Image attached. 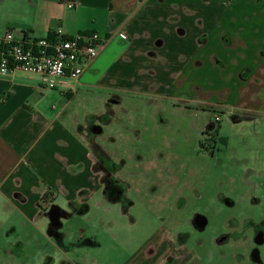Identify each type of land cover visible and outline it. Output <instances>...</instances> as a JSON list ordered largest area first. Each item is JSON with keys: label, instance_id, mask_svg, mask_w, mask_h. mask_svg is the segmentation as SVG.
Segmentation results:
<instances>
[{"label": "crops", "instance_id": "1", "mask_svg": "<svg viewBox=\"0 0 264 264\" xmlns=\"http://www.w3.org/2000/svg\"><path fill=\"white\" fill-rule=\"evenodd\" d=\"M72 1V8L63 0L8 2L16 12L0 28L45 37L60 25L67 36L95 31L105 38L78 79L64 78L55 89L21 70L0 75V264H209L206 253L229 240L217 233L191 243L180 228L186 219L181 208L174 223L152 212L148 196L180 205L185 185L160 189L152 182L142 161L163 155L153 147L109 148L116 136L128 135L122 129L111 135V127L131 123L127 113L115 123L110 104L140 109L134 136L155 135L169 107L206 112L219 104L232 118L234 110L263 108L264 0ZM88 92H96L102 110L79 117L71 108ZM93 125L101 131L93 133ZM110 160L119 164L115 172ZM137 203L154 214L148 238L122 261H88L87 248L100 245L90 228L92 208L101 207L94 221L111 233L122 218L135 220Z\"/></svg>", "mask_w": 264, "mask_h": 264}, {"label": "rangeland", "instance_id": "2", "mask_svg": "<svg viewBox=\"0 0 264 264\" xmlns=\"http://www.w3.org/2000/svg\"><path fill=\"white\" fill-rule=\"evenodd\" d=\"M11 1L14 0H0L1 29H3L5 20L16 12L12 10L13 3L7 4ZM260 94L261 98H264L262 92L258 95ZM116 99V96L112 98V102H115ZM111 104L110 113L115 118V123L118 117L120 118V115L125 113H127L131 123L125 122L123 127H118L116 123L113 128L111 127V135H118L121 129L128 135H125L122 140L116 139V136V144H109V148L132 151V148L136 147V150L138 148V150L144 151L149 147H153L155 151L163 154L157 156L158 169L161 170V173L168 174L170 169L173 168V171L169 172L172 174L169 177L171 178L170 182L174 184L183 182L185 185L186 198L184 203L180 205L159 204L153 197L151 198L152 195L148 196L152 212L160 214L161 218L167 223L175 222L176 211H179L180 208L184 213V217L188 218V222L191 219L193 210L205 214L208 223L202 232H196L197 230L186 222L181 224L180 228L190 233L191 243L199 240L205 241L219 231L229 234L227 244H222L218 249L216 248L213 255L207 252L205 246H202L203 248L200 250L202 254L207 252L205 257L208 259L209 264H251V242L247 243V239L243 241L240 233L244 232L250 235H247L248 238L251 237L252 233L249 228H243L245 223H250L253 220V222H260L264 218H258L257 206L248 209L250 215L248 219L232 221L226 217L237 212L236 205L230 209L224 205V202L222 203V197L227 195L239 201L237 199L239 193L236 192L237 188H240L239 180L258 181L259 183L264 180V176L261 174L262 169L264 170V107L234 110L232 112L233 118L230 117V113L227 111H222L228 107L219 104L215 106L217 110L212 109L206 112L183 111L169 107L168 119H166V122L157 123L155 135H148V132L143 131L141 135L134 136L132 135V128L136 124L133 117L142 114L140 109L133 106L118 109L117 105L113 107ZM71 109L79 117L84 113H96L102 110L96 92H88L86 97L77 98ZM216 115L219 120H215ZM235 118L242 121L234 123L233 119ZM246 118L250 121H246ZM203 128L211 131L214 138L219 142L216 154L212 159L208 157V152L205 153L201 149L200 141L203 138L200 141L198 140L201 137L199 135H203V132L201 134ZM118 129L120 130L118 131ZM187 136L188 140L186 141L185 137ZM128 157L133 158L127 156V159ZM137 159L135 160L137 161ZM154 160L155 156L153 155L143 156L142 162L143 165L147 164V170H150ZM165 164L168 165L167 172L163 171ZM134 165H137V163L135 162L132 166ZM129 175H127V178ZM126 190L128 191V189ZM129 196L132 199L134 198L132 192H129ZM247 202L250 203L249 199ZM239 205H241L240 208H244L246 203ZM135 207V220L132 221L127 217L122 218L120 226H111V233L102 222L95 223L94 221L96 216L102 214L101 207L99 209L92 208V212L89 213L92 224L90 228L91 232L97 234V242L100 245L99 247L91 246L87 248L90 252L88 261H122L127 259L128 255L148 238L155 227L154 214L148 213V204L139 205L137 203ZM113 235L116 237L114 238ZM261 249L262 254L255 264H264V244Z\"/></svg>", "mask_w": 264, "mask_h": 264}, {"label": "built area", "instance_id": "3", "mask_svg": "<svg viewBox=\"0 0 264 264\" xmlns=\"http://www.w3.org/2000/svg\"><path fill=\"white\" fill-rule=\"evenodd\" d=\"M63 2L67 8L74 5L72 0ZM104 42L95 31L67 36L60 25L45 37L16 35L6 29L0 32V75L21 70L38 75L42 87L55 89L64 78L78 79Z\"/></svg>", "mask_w": 264, "mask_h": 264}, {"label": "flooded vegetation", "instance_id": "4", "mask_svg": "<svg viewBox=\"0 0 264 264\" xmlns=\"http://www.w3.org/2000/svg\"><path fill=\"white\" fill-rule=\"evenodd\" d=\"M93 133H96L99 130V127L97 126H93L92 127ZM201 136V137H200ZM200 139H198L199 141L201 140V138H203L202 141H200V144L202 145V151L208 152V157H210V159L214 158L215 154H216V149L218 147V141L216 140V138H214L213 135H199ZM185 140H188V136L185 137ZM148 153V152H147ZM123 164V162H122ZM109 166L111 168V171L115 172L118 168H119V164H117L114 161H109ZM263 170V169H262ZM127 171L132 174L133 172V168L127 167ZM150 173H151V177H152V182L155 183V185H160V189H163V187L161 186H165L166 184H170V180L172 176L171 173H161V170L158 169V164H157V160H154V163L151 165L150 168ZM264 176V170L263 173H261ZM239 187L237 188V191L239 194V196L237 197V199L239 201H236L234 199H232L231 197L224 195L223 201L225 202L227 207H234L236 205V210L237 212L234 215H229V216H225L226 218L232 220V221H237L239 219H248L250 217L248 209H251L252 207H257V213H258V218H264V180L259 183L258 181H240L238 182ZM119 189H114L111 190V193L115 194L116 192H118ZM162 196V195H161ZM159 197L160 199V204H162L163 201H165V197ZM249 199V202H247V200ZM165 203V202H163ZM246 203L244 208H240L241 205L239 204H243ZM53 216L54 219L53 221L55 222V224L58 222L56 218V215L58 214L57 209L53 210ZM192 214V213H191ZM161 217V215H160ZM256 218V219H258ZM188 219V218H187ZM185 219L184 222L188 223L189 225L193 226L196 229H200L201 231L203 230V228L207 225L208 223V219L205 216V214L199 212V213H194L191 215V219L188 222V220ZM205 219V224L202 227L197 220L199 221H203ZM255 219V218H254ZM162 221L163 218H161ZM254 221V220H253ZM251 221L250 223H245V226L243 228L248 229L251 231V237L248 238V234H245L244 232H241V237L242 240H246L247 239V243L251 242V255H250V262L251 264H255L257 263V261H259V257L262 254V245L264 244V220L263 221H255L253 222ZM166 222V221H165ZM253 222V223H252ZM244 230V229H243ZM230 231V229H229ZM231 232V231H230ZM247 233V232H246ZM218 234L220 235L218 237V239L221 240H228V233L225 232H218ZM248 235V236H247Z\"/></svg>", "mask_w": 264, "mask_h": 264}, {"label": "water", "instance_id": "5", "mask_svg": "<svg viewBox=\"0 0 264 264\" xmlns=\"http://www.w3.org/2000/svg\"><path fill=\"white\" fill-rule=\"evenodd\" d=\"M55 209V207H52L50 210H49V213H50V217H51V220L53 221V219H54V216H53V210ZM55 219H57V215H56V218ZM198 221V223L203 227L204 226V224H205V219L203 220V221H199V220H197ZM54 222V221H53ZM55 223V222H54Z\"/></svg>", "mask_w": 264, "mask_h": 264}, {"label": "trees", "instance_id": "6", "mask_svg": "<svg viewBox=\"0 0 264 264\" xmlns=\"http://www.w3.org/2000/svg\"><path fill=\"white\" fill-rule=\"evenodd\" d=\"M205 110L211 111L212 109H205ZM203 135H212V132L206 130V131H203Z\"/></svg>", "mask_w": 264, "mask_h": 264}]
</instances>
